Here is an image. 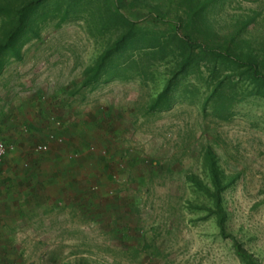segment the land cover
<instances>
[{
	"label": "rangeland",
	"instance_id": "374dc122",
	"mask_svg": "<svg viewBox=\"0 0 264 264\" xmlns=\"http://www.w3.org/2000/svg\"><path fill=\"white\" fill-rule=\"evenodd\" d=\"M131 1L123 11L152 25L159 11L203 3L212 42L233 38L264 61V0ZM103 16L97 4L85 18L48 22L0 75V264H244L236 242L264 264V99L223 120L203 110V80L191 77L201 97L150 112L168 63L156 82L80 86L117 33ZM209 148L234 179L223 229L210 211Z\"/></svg>",
	"mask_w": 264,
	"mask_h": 264
},
{
	"label": "trees",
	"instance_id": "16d2710c",
	"mask_svg": "<svg viewBox=\"0 0 264 264\" xmlns=\"http://www.w3.org/2000/svg\"><path fill=\"white\" fill-rule=\"evenodd\" d=\"M123 1L22 0L17 5L0 2V75L12 60L22 59L23 46L39 38L48 22L56 20L60 26L85 18L98 4L104 10L103 28H114L117 33L95 62L83 70L80 86L95 88L115 78L139 77L156 82L158 65L168 63L170 72L164 75L162 87L147 105L150 112L170 109L178 100L201 97V86L191 77L203 80V110H210L223 120L235 114L237 103L250 97L264 99V61L254 52L236 46L233 38L212 42L203 26L206 5L193 4L185 14L175 13L170 18L159 11L152 20L157 25H152L125 13L120 4ZM205 157L213 186L214 207L210 211L216 214L223 229V192L234 179L224 180L211 148ZM195 183L199 185L196 180ZM236 251L244 264H257L238 242Z\"/></svg>",
	"mask_w": 264,
	"mask_h": 264
},
{
	"label": "built area",
	"instance_id": "2783aa9c",
	"mask_svg": "<svg viewBox=\"0 0 264 264\" xmlns=\"http://www.w3.org/2000/svg\"><path fill=\"white\" fill-rule=\"evenodd\" d=\"M7 144L5 143L4 139L0 136V163L3 161V158L7 151ZM39 149H46L47 145L45 143L38 145Z\"/></svg>",
	"mask_w": 264,
	"mask_h": 264
}]
</instances>
